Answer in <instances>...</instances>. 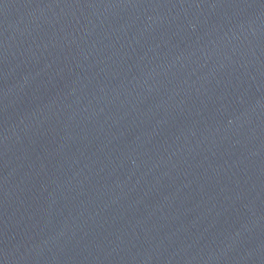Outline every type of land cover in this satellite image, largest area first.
<instances>
[{
	"label": "water",
	"instance_id": "water-1",
	"mask_svg": "<svg viewBox=\"0 0 264 264\" xmlns=\"http://www.w3.org/2000/svg\"><path fill=\"white\" fill-rule=\"evenodd\" d=\"M165 264H264V0L215 153Z\"/></svg>",
	"mask_w": 264,
	"mask_h": 264
}]
</instances>
